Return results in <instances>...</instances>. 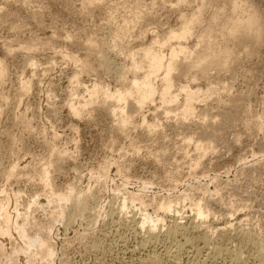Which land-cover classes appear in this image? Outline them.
Instances as JSON below:
<instances>
[{"label": "rangeland", "instance_id": "obj_1", "mask_svg": "<svg viewBox=\"0 0 264 264\" xmlns=\"http://www.w3.org/2000/svg\"><path fill=\"white\" fill-rule=\"evenodd\" d=\"M95 1L91 2L93 7H87L83 0H0V67L5 72V83L0 85V205L10 216V235L0 236V264H264V37L250 55L246 51L253 45L248 40L228 41V46L239 53L229 70L214 69L208 72L210 77L196 80L192 75L174 78L172 94L179 104L162 103L160 71L150 78L156 89L151 100L139 107L135 97L127 96V101L116 104L121 114L110 115L108 104L99 102L103 100L99 92L89 105L93 95L88 91L97 82L102 92L125 93L126 82L143 78L145 69L143 73L141 68L137 73L132 68L130 71L139 53H135L133 62L127 56L139 51L142 44L153 45L158 38L162 47H155V43L153 49L165 56L164 62L169 60L172 46L180 48L178 43L186 47L185 55L178 53L180 62L202 51L197 48L202 46L197 39L200 28L185 40L167 41V46L160 38L165 31H180L183 24L179 17L184 14L190 18V7L199 6L203 0H128L131 6L124 8L125 0L117 4V12L115 6L108 5H115L114 1ZM235 1L240 4L237 15L241 18L243 14L242 19L255 7L263 36L261 0H205L203 24H208L217 9L229 15ZM84 5L87 11L81 9ZM130 7L135 9L133 13L135 7L141 13L142 35L130 40L126 52L107 54L111 63L108 73L101 71L98 60L91 56L90 65L95 70L90 73V69L80 67L81 74L79 63L74 61L86 54L82 52L88 47L84 44L88 43L86 34L90 32L98 40L101 32L97 36L92 33L102 30L104 37L109 36L107 14L113 11L110 14L117 19L115 24L123 25L125 17L133 15ZM218 38L215 36L219 42ZM87 70L89 73H84ZM121 72L125 83L119 80L123 84L118 80ZM24 83L29 88L22 89ZM180 86L191 91L200 89L194 102L196 116L202 117L200 111L209 109L211 116L203 122L210 125L209 130H221L220 139L201 132L198 127L203 118H182L179 105L186 97ZM74 108L79 109V115ZM228 118L235 122L231 119L229 123ZM189 131L201 134L199 139L211 142L213 148L195 157L193 144L184 145ZM131 194L141 196L143 204L129 201ZM124 199L127 202L122 207ZM164 199L171 200L170 211L160 209L159 205L167 202ZM197 204L206 205L211 214L197 218ZM145 214L160 220L156 229L148 231V225H143ZM175 224L183 231L172 239L167 231ZM150 232L158 237L150 238ZM41 241L52 248L46 258L36 244ZM181 243L183 250L174 255L172 251Z\"/></svg>", "mask_w": 264, "mask_h": 264}, {"label": "bare ground", "instance_id": "obj_2", "mask_svg": "<svg viewBox=\"0 0 264 264\" xmlns=\"http://www.w3.org/2000/svg\"><path fill=\"white\" fill-rule=\"evenodd\" d=\"M83 1H86V3H87V7L88 6H90V7H93L92 5H93V3H91V2H93V0H83ZM98 1V0H97ZM97 1H95V3L97 2ZM100 1H103V0H100ZM105 1V0H104ZM103 1V2H104ZM114 1V2H113ZM124 1L125 0H112V2L115 4V5H111V4H108V5H110V6H112V8H113V6H117V4H120V3H122V4H124ZM127 1V3H125V5L126 6H123L124 8H128V6H127V4H129V1L128 0H126ZM135 1V0H134ZM137 1V0H136ZM146 1V0H145ZM154 1V0H153ZM152 1V2H153ZM179 1V0H178ZM183 1V0H182ZM187 1V0H186ZM190 1H192V0H190ZM196 2H197V0H195ZM209 1V0H208ZM259 1V0H258ZM262 2L261 3H263L264 2V0H261ZM161 2V1H160ZM185 2V1H184ZM189 2V1H188ZM199 2H201V1H199ZM214 2V1H213ZM234 2V1H233ZM238 2V1H237ZM82 3V2H81ZM106 3V2H105ZM137 3V2H136ZM139 3V2H138ZM154 3V5H155V2H153ZM182 3V2H181ZM210 3H211V1H210ZM210 3H208L209 5L207 6V9H208V7H210ZM216 3V2H215ZM224 3H226V2H224ZM230 3H232L231 1H230ZM84 4V2L81 4V5H83ZM92 4V5H91ZM99 4V3H98ZM122 4H120V5H122ZM177 4V3H176ZM180 4V3H179ZM178 4V5H179ZM226 4H228V3H226ZM26 5V4H25ZM104 7H103V6ZM101 6L103 7V9L105 8V5L104 4H102ZM120 5H118V7L120 6ZM130 5V4H129ZM133 5V4H132ZM140 5V4H139ZM142 5V4H141ZM153 5V4H152ZM158 5V4H157ZM161 5V4H160ZM172 5V4H171ZM182 6H184L183 4H181ZM186 5H187V3H186ZM185 5V6H186ZM190 5H192V4H190ZM198 5V4H197ZM206 5H207V2H205V0H203L201 3H200V5L199 6H196V5H194L195 7L193 8V7H190V9H192L191 11H192V13H193V15L190 17V18H185L186 16H184V14L183 15H181L179 18L181 19L180 21H181V23L183 24L182 26H181V28H179L180 29V31L178 30L177 32H175V30L174 31H165L164 33H163V31H162V33H163V36H162V38H160L162 41V43H165V45L171 40L172 41V39H175V40H173V41H176V40H185V38L186 37H188L189 35H191V33L192 32H194L193 30L194 29H196V28H200V30H199V35H198V42H199V44H201L200 46L201 47H198L197 46V48H200V50H201V48H202V51H196V52H193L192 54H190L189 52V54H190V56H189V58H185V60L183 59V61H179V59H178V53H181V54H184V51L186 50L184 47L182 48V46H181V44L182 43H178V44H176V45H178L179 46V44H180V48L177 50V49H175V48H178L177 46H175V48H173V46L172 45H169V46H172L171 47V50H169V55H170V57H169V60L168 61H166V62H164L165 60H164V58L162 57V56H164V55H159V54H161V53H158L157 54V51L155 52L154 50L155 49H153V47H154V44L156 43H158L159 41V38L156 40V42L152 45H150V43L149 44H142L141 45V48L139 49V51H137V52H135L134 50V52L132 51V53H131V51H129V53H131L129 56H127V57H132V60H131V58H130V60H131V62H133L134 61V58L135 57H137L136 55H139V57H137V59L134 61V63L132 64L133 65V67H130V71H134V72H136V71H138L139 70V68H141L140 69V71L142 70V68H145L144 70H142L141 72L144 74L143 75V78H142V76H141V79L138 77V78H133V80H131L129 83H127L126 82V84H128V90H126L125 89V93H122L120 90V92L118 91V93H116V92H114V93H110L109 92V90L108 89H106V90H104L103 92L102 91H100L99 89H97V87H99L96 83H95V85L91 88V90L92 91H88V93L90 92V94L91 95H93V96H91V98H92V100L89 102V105L91 104V102H93V97H96V93H97V96H99L98 95V92H99V94L102 96H100L101 97V99H103V100H101V101H99V102H103L102 104H104V105H106V104H108V108H109V110L111 109V112L112 113H109L110 115L111 114H113V115H115L116 113H117V110L115 109V108H118L117 107V102L118 103H120L122 100H128V99H125L127 96H128V98H132L131 96H133V97H135V99H136V101H137V105L140 107V106H142L143 104H145V102H148L149 100H151L152 98H153V96H154V94H155V92H156V89H155V87L153 86V83H151V81H150V78H151V75H152V77H154L155 75H158V74H155V73H160V71H162L163 72V77H162V83H161V85H162V88H161V94L159 95V96H161V101H162V103H165V104H167V105H170V104H174V102L175 103H178L177 101H176V97L177 96H175L174 94H172V88H173V85H172V81H173V79L174 78H176V77H178V76H182L183 75V77L184 76H188V75H192L193 76V78L196 80V79H202L203 77H205L206 75L208 76V72L210 71L211 72V70H214V69H217L218 71H224V70H229L228 68L230 67L229 65L231 64L232 65V62L233 61H235L236 60V58L238 57V54L236 53V51H235V49H234V47L233 46H228V44H227V42L228 41H231V42H236V40L235 39H237V38H240V40L242 39V40H244V39H246V40H248L247 42H250V45H253V46H250V45H248V46H250L249 48H247V51H246V53H249L248 55H250L251 53H254L255 52V49H256V47H258V43H259V41L261 40V37H264V35L262 36V30H261V19L259 18V16H258V14L256 13V11H255V7L254 8H249L250 10H249V12H250V15L247 17V18H243L242 19V17H243V14H242V17L240 18L238 15H237V11H239L238 10V8H239V6L238 5H240V4H238V3H236V1H235V3H233L232 4V7H231V10L229 11L230 13H229V15L228 14H225V12L223 11V10H219V9H217V11L218 12H214L215 13V15L214 16H212V19H211V17H210V21L208 22V24L207 25H205V24H203V22L204 21H202V16H201V14H202V11H204V9H206L205 7H206ZM213 5V4H212ZM215 5V4H214ZM225 5V4H224ZM242 5V4H241ZM29 6V5H28ZM95 6V5H94ZM110 6H108V7H110ZM131 6V5H130ZM143 6V5H142ZM167 6H169V5H167ZM187 6H189V5H187ZM225 6H227V5H225ZM231 6V5H230ZM34 7V6H33ZM82 7V6H81ZM84 8H81L82 10L83 9H85V5L83 6ZM97 7V6H96ZM100 7V6H99ZM101 7V8H102ZM114 7V8H115ZM122 7V6H121ZM134 7V6H133ZM156 7V6H155ZM173 7V6H172ZM219 8H222V7H224V6H218ZM264 7V6H263ZM35 8V7H34ZM100 8V9H101ZM111 7H110V9L109 10H113ZM136 8V12L135 13H133V10H135L134 8H129V9H131V11L130 12H132L133 13V15L131 16V15H129L128 17L126 16L125 17V21L122 23L123 25H117V24H115L116 22L115 21H117V19L116 20H114V14L113 15H111L110 14V12H113V11H110L107 15H109V16H107V21H106V24H107V22H108V25H109V36H107L106 35V37H109L108 39L109 40H107L106 39V37H104L103 36V33L102 32H104V31H100V30H97V31H95V33H92L93 34V36H94V34H96V36H97V34H98V31L99 32H101L102 33V35H101V33H99V36L98 37H101V39L99 38L98 40H95L93 37H91V35L89 34L90 32H88L86 35H88L87 37L88 38H90L91 37V39H86V42H87V40H88V43H84L85 45L86 44H88V47H86L87 49H85V52H84V48L85 47H83L82 48V46H81V44H83V42L80 44V45H78L77 43V46L79 47V48H82L83 49V53H86L85 55L83 54L82 56V58H80V57H78V58H75V61H74V58H71V57H74V55L73 56H71V57H69V59H72V61H74V63H79V65H77L78 67H79V71H80V73L82 74V72H81V68L80 67H82V68H84V69H90V73H91V71L93 70H95V69H93V67L91 68V66H94L93 64L92 65H90V63L91 62H93L92 60H91V62H90V59H92V57H95L94 59H97L98 60V62L97 63H99V65L100 66H98L97 65V63H95L97 66H98V68H100L101 69V71H104V72H107V71H110L111 70V63H110V60H109V56H107V54H109V52H114V54H115V51H117V52H124L125 50H127V47H128V44H130L131 45V43H130V40L131 39H135V37H138L140 34H141V31L142 30H144L143 29V27H142V23H141V16H140V12H139V10L137 9V7H135ZM142 8V7H141ZM144 8V7H143ZM153 8V7H152ZM177 8V7H176ZM179 8V7H178ZM227 8V7H226ZM30 9V8H29ZM31 9H32V7H31ZM96 9V8H95ZM119 8H115L114 10V12H117L116 10H118ZM128 9V10H129ZM212 9H214V8H212ZM240 9V8H239ZM243 9V8H242ZM86 10V9H85ZM89 10H90V8H89ZM91 10H94V8H92ZM102 10V9H101ZM105 11H107L106 10V8L104 9ZM104 10H102V11H104ZM108 10V11H109ZM126 10V9H125ZM125 10H123L124 11V13L126 12ZM127 10V11H128ZM138 10V11H137ZM141 10V9H140ZM144 10V9H143ZM143 10H141V11H143ZM151 10V9H150ZM158 10V9H157ZM179 10V9H178ZM186 10V9H185ZM189 10V9H188ZM225 10H228V9H225ZM87 11V10H86ZM147 12H149L148 10H146ZM145 11V12H146ZM210 11V10H209ZM216 11V10H215ZM242 11V10H241ZM35 12V11H34ZM33 12V13H34ZM84 12V11H83ZM94 12V11H93ZM93 12H92V14H93ZM113 12V13H114ZM129 12V11H128ZM177 12H180V11H177ZM205 12V11H204ZM208 12V11H207ZM227 12V11H226ZM244 12H245V10H244ZM39 13V12H38ZM42 12L40 11V14H41ZM100 13V12H99ZM152 13V12H151ZM182 13V12H181ZM212 13H213V11H212ZM243 13V12H242ZM88 14V13H87ZM91 14V13H90ZM118 14V13H117ZM143 14V13H142ZM150 14V13H149ZM239 14V13H238ZM246 14V13H245ZM93 15H96V14H93ZM92 15V16H93ZM186 15V14H185ZM213 15V14H212ZM84 16H89V15H84ZM124 16V15H123ZM131 16V17H130ZM143 16H144V14H143ZM149 15H147L146 16V18L148 17ZM89 17H91V15L89 16ZM88 17V18H89ZM93 17H95V16H93ZM92 17V18H93ZM246 17V16H245ZM143 19V18H142ZM122 20V19H121ZM209 20V19H208ZM96 21V20H95ZM85 22H87V21H85ZM105 22V21H104ZM95 23V22H94ZM97 23V22H96ZM205 23H207V22H205ZM100 24V23H99ZM106 24H104V25H106ZM103 25V24H102ZM84 26V25H83ZM90 26V25H89ZM96 26V25H95ZM87 28V27H86ZM94 28H96L97 29V27H94ZM149 29V28H148ZM94 30V29H93ZM93 30H91L92 32H93ZM164 30V29H163ZM88 31V30H87ZM105 31H107V30H105ZM160 31V30H159ZM198 32V31H197ZM105 33V32H104ZM143 33V32H142ZM151 33V32H150ZM195 33V32H194ZM106 34H107V32H106ZM153 34V33H152ZM157 34V33H156ZM198 34V33H197ZM216 34V35H215ZM82 35H84L85 36V34H81V37H82ZM105 35V34H104ZM142 35V34H141ZM195 35H196V33H195ZM219 35V36H218ZM69 36V35H68ZM75 36V35H74ZM215 36L216 37H220V41L218 42V41H216V39H215ZM141 37V36H140ZM139 37V38H140ZM144 37V36H143ZM158 37V36H157ZM156 37V38H157ZM161 37V36H160ZM193 37V36H192ZM92 38L94 39V40H92ZM128 38H129V40H128ZM138 38V39H139ZM155 38V39H156ZM188 38H190V37H188ZM187 38V39H188ZM213 38H214V40H213ZM80 39V38H79ZM83 39V38H82ZM141 39V38H140ZM139 39V40H140ZM143 39V38H142ZM154 39V38H153ZM263 39V38H262ZM137 40V39H136ZM240 40H237V41H240ZM246 40H244V41H246ZM74 41V40H73ZM158 41V42H157ZM168 41V42H167ZM47 42V41H46ZM46 42H45V44H46ZM79 42H81V41H79ZM85 42V41H84ZM151 43H153V42H151ZM171 43V42H170ZM169 43V44H170ZM173 43V42H172ZM34 44H35V42H34ZM34 44H32L33 46H35ZM47 44H49V43H47ZM83 44V45H84ZM158 44H160V43H158ZM157 44V46H155V47H162L161 46V44L160 45H158ZM227 44V45H226ZM44 45V44H43ZM143 45H146V46H143ZM148 45H150V46H148ZM165 45H163V47L165 48ZM175 45V44H174ZM229 45H235V43L234 44H229ZM244 45H247V44H244ZM31 46V45H30ZM81 46V47H80ZM167 46V45H166ZM186 46V45H185ZM37 47V46H36ZM48 47V46H47ZM158 47V48H159ZM196 47V46H195ZM244 47V46H243ZM261 47V46H260ZM35 48V47H34ZM169 48V47H168ZM173 48V49H172ZM188 48V47H187ZM245 48V47H244ZM244 48H242V49H244ZM25 49V48H24ZM31 49V47L29 48V50ZM32 49H33V47H32ZM170 49V48H169ZM182 49H184V50H182ZM237 49V48H236ZM261 49V48H260ZM129 50V49H128ZM131 50V49H130ZM157 50V49H156ZM245 50V49H244ZM191 51V50H190ZM194 51V50H193ZM241 51V50H240ZM30 52V51H29ZM126 52V51H125ZM160 52H161V50H160ZM171 52V53H170ZM183 52V53H182ZM187 52V51H186ZM192 52V51H191ZM244 52V51H243ZM258 52V51H257ZM262 52V51H261ZM135 53H139V54H136L135 55ZM165 53V52H164ZM127 54V53H126ZM126 54H125V56H126ZM187 54V53H186ZM93 55H95V56H93ZM185 55V54H184ZM246 55V54H245ZM66 56H68V55H66ZM70 56V55H69ZM77 56V55H76ZM75 56V57H76ZM79 56V55H78ZM92 56V57H91ZM126 57V58H127ZM134 57V58H133ZM165 57V56H164ZM240 57V56H239ZM247 57V56H246ZM67 58V57H66ZM241 58V57H240ZM249 58V57H248ZM68 59V58H67ZM251 59V58H250ZM77 60V61H76ZM239 60V59H238ZM32 61V60H31ZM95 61V60H94ZM112 61V60H111ZM30 62V61H29ZM70 62H71V60H70ZM1 63V62H0ZM2 64V63H1ZM29 64V63H28ZM34 63H33V61H32V63H30V66L32 65V67L34 66L33 65ZM27 65V64H26ZM75 65V64H74ZM73 65V66H74ZM131 65V66H132ZM233 65H235V64H233ZM232 65V66H233ZM237 65V64H236ZM121 66H123V65H121ZM31 67V68H32ZM114 68V67H113ZM131 68H132V70H131ZM231 68V67H230ZM235 68V67H234ZM121 69H123L122 67H121ZM120 69V70H121ZM124 70V69H123ZM128 70V71H129ZM6 71V70H5ZM84 71V70H83ZM89 70H87V71H85L84 73H89L88 72ZM122 71V70H121ZM126 71V70H125ZM132 71V72H133ZM215 71V70H214ZM217 71V72H218ZM232 71V70H231ZM113 72V71H112ZM96 73H97V71H96ZM108 73V72H107ZM122 73V72H121ZM137 73V72H136ZM139 73V72H138ZM223 73V72H222ZM221 73V74H222ZM4 74H5V72H4V69H3V67H0V85L2 86V84H4V83H2L3 82V78H4ZM93 74V73H92ZM100 74V73H99ZM110 74V73H109ZM127 74V73H126ZM154 74V75H153ZM220 74V73H219ZM78 75V74H77ZM106 75V74H105ZM123 75H124V72L122 73V74H120V77L118 78V80L119 79H121V80H123L124 79V77H123ZM137 75V74H136ZM108 76V75H107ZM127 76V75H126ZM6 77V76H5ZM133 77V76H132ZM135 77V76H134ZM137 77V76H136ZM158 77V76H157ZM208 77H210V76H208ZM139 79V80H138ZM157 79V78H156ZM204 79H206V78H204ZM103 80V79H102ZM175 80V79H174ZM120 81V80H119ZM124 81V83H125V80H123ZM153 81V80H152ZM118 82V81H117ZM121 82V81H120ZM200 82V81H199ZM122 83V82H121ZM173 83H174V81H173ZM25 84V83H24ZM28 84V83H27ZM27 84H25V87H21L22 89L24 88V89H27ZM30 84V83H29ZM123 84V83H122ZM175 85V84H174ZM208 85V84H207ZM217 85V84H216ZM0 86V87H1ZM30 86V85H29ZM29 86H28V88H29ZM124 86V85H123ZM179 86V85H178ZM224 86V85H223ZM181 88H180V92L181 91H183V93H185V101H184V103L182 104V105H179V110L181 111V113H179L180 115H182V118H184L183 116H186V117H195L196 116V108H195V106H194V102H195V100L198 98L199 99V95H200V89L199 90H195V91H191V90H188L186 87L184 88V86L182 87V86H180ZM100 88V87H99ZM225 88V87H224ZM123 89V88H122ZM176 89V88H175ZM207 90L211 93L212 92V87L211 86H209L208 88H207ZM211 90V91H210ZM222 90V89H221ZM220 90V91H221ZM24 91V90H23ZM26 91V90H25ZM24 91V92H25ZM208 91H206V93L208 94L209 92ZM26 93V92H25ZM182 93V92H181ZM228 93V92H227ZM240 93V92H239ZM0 94H1V92H0ZM247 95V94H246ZM233 96V95H232ZM205 97V96H204ZM208 97H209V95H208ZM3 98V97H2ZM23 98V97H22ZM202 98V97H201ZM221 98V97H220ZM240 98V97H239ZM4 99V98H3ZM5 99H7L6 97H5ZM97 99V98H96ZM100 99V98H99ZM205 99V98H204ZM95 100V99H94ZM115 100H117L116 102H115ZM134 100V99H133ZM245 100V99H244ZM89 101V100H88ZM123 101V102H124ZM132 101V100H131ZM218 101H219V99H218ZM226 101V100H225ZM233 101V100H232ZM21 102V101H20ZM104 102H106V103H104ZM208 102H210L209 100H208ZM220 102H221V100H220ZM228 102V101H227ZM19 103V102H18ZM86 103V102H85ZM94 103H95V101H94ZM217 103V102H216ZM222 103V102H221ZM233 103V102H232ZM237 103V102H236ZM83 104V103H82ZM88 104V103H87ZM87 104H83V106H88ZM179 104V103H178ZM219 104V103H218ZM217 104V105H218ZM229 104V103H228ZM110 105V106H109ZM115 105H116V107H115ZM222 105V104H221ZM227 105V104H226ZM82 106V105H81ZM80 106V107H81ZM85 106V107H86ZM130 106V105H129ZM230 106V105H229ZM106 107V106H105ZM111 107V108H110ZM137 107V106H136ZM143 107V106H142ZM83 108V107H82ZM81 108V109H82ZM209 108H210V106H209ZM235 108V107H234ZM237 108V107H236ZM75 109V108H74ZM78 109V108H77ZM77 109H75L76 111H74L75 112V115L77 114V115H79V113H80V111H79V113H77L78 112V110ZM106 109H107V107H106ZM167 109V111L168 112H170L171 111V108H166ZM206 109V108H205ZM238 109V108H237ZM244 109V108H243ZM136 110V109H135ZM209 109H207V110H205L204 111V113H202L201 111H200V113L203 115L202 117L201 116H199V117H201V119L202 120H200L202 123H200L201 125H200V127H198V128H200L201 129V132L203 131V132H206V133H209L208 135H209V137L211 136V137H213V138H216V139H214V140H217L218 138L220 139L221 138V136H222V134L219 132V131H221V130H219L218 131V129H217V131L216 130H213L212 128L209 130V127H210V125H208L206 122H203L204 120H209L208 118L211 116V115H209L211 112H210V110L208 111ZM218 110V109H217ZM231 110H233V109H231ZM230 110V111H231ZM226 111V110H225ZM224 111V112H225ZM244 111H246V110H244ZM244 111H243V114H244ZM108 112H110V111H108ZM218 113V112H217ZM246 113V112H245ZM117 114H121V113H117ZM224 114V113H223ZM222 114V115H223ZM226 114V113H225ZM246 114H248V112L246 113ZM245 114V115H246ZM198 115H200V114H198ZM220 115V114H219ZM229 115V114H228ZM234 115H235V112H234ZM241 114H239L238 115V117L240 116ZM218 116V115H217ZM196 117H198V116H196ZM195 117V118H196ZM198 117V118H199ZM221 117V116H220ZM226 118L228 117V116H225ZM224 117V118H225ZM237 117V118H238ZM243 117H245V116H243ZM181 118V119H182ZM217 118H219V117H217ZM216 118V119H217ZM234 118H236V117H234ZM236 118V119H237ZM241 118V117H240ZM179 119V118H178ZM181 119H180V121H181ZM200 119V118H199ZM211 119H213V116H212V118ZM210 119V120H211ZM215 119V118H214ZM213 119V120H214ZM231 119H233V118H231ZM230 118H228L227 119V121L228 120H231ZM213 120H211L210 122H212V123H214V122H219L218 120L216 121H214L213 122ZM241 120V119H240ZM243 120H245V119H243ZM224 121V120H223ZM232 121H234V119L232 120ZM231 121V122H232ZM239 121V120H238ZM255 121V120H254ZM222 122V121H221ZM229 122V121H228ZM235 122V121H234ZM240 122V121H239ZM239 122H237L236 121V123H239ZM186 123V122H185ZM223 123V122H222ZM222 123H220V124H222ZM225 123V122H224ZM230 123V122H229ZM250 123V122H249ZM130 124V123H129ZM211 124V123H210ZM240 124V123H239ZM214 125V124H213ZM215 125H217V124H215ZM219 125V124H218ZM226 125V124H225ZM236 125V124H235ZM147 126V125H146ZM149 126V125H148ZM147 126V127H148ZM181 126V125H180ZM232 126H234L233 124H232ZM237 126V125H236ZM240 126V125H239ZM239 126H238V128H239ZM245 126V125H244ZM248 126V125H247ZM124 127V126H123ZM216 127V126H215ZM126 128V126L124 127V129ZM149 128V127H148ZM189 128V127H188ZM197 128V129H198ZM213 128H214V126H213ZM217 128V127H216ZM215 128V129H216ZM218 128H220V127H218ZM229 128H230V125H229ZM234 128H236V127H234ZM237 128V129H238ZM245 128V127H244ZM120 129H123V128H120ZM228 129V128H227ZM163 130V129H162ZM199 130V129H198ZM197 130V131H198ZM231 130H233V128L231 129ZM244 130V129H243ZM247 130H250V129H247ZM253 130V129H252ZM121 131V130H120ZM151 131H153V130H151ZM159 131V130H158ZM242 131V130H241ZM121 132H124V131H121ZM189 132H191V131H189ZM188 132V133H189ZM200 132V133H201ZM223 132V131H222ZM227 132V131H226ZM228 132H229V130H228ZM235 132V131H234ZM237 133H238V131H236ZM250 132H252V131H250ZM147 133H149V132H147ZM198 133V132H197ZM205 133V134H206ZM225 133V132H224ZM223 133V134H224ZM236 133V134H237ZM235 134V135H236ZM199 135H201V134H199ZM199 135L198 136H196V131L193 133V132H191V133H189L188 135H186L185 136V138H184V145L185 146H188L189 147V145L190 144H193V149H194V155L196 154V156L195 157H201V156H204V154H206V152H207V150H209V149H211V148H213L212 147V145H211V142H207V140L206 141H202V140H200L199 139ZM204 135V134H203ZM226 135V134H225ZM238 135V134H237ZM239 136V135H238ZM207 137V136H206ZM206 137H204V138H206ZM210 137V138H211ZM224 137V136H223ZM226 137V136H225ZM200 138H201V136H200ZM223 140L225 139V138H222ZM236 140H237V138H235ZM239 139V138H238ZM212 140V139H211ZM226 140V139H225ZM228 141V140H227ZM238 141V140H237ZM236 141V142H237ZM219 142V141H218ZM235 142V141H234ZM232 143V142H231ZM234 144V143H233ZM215 145V144H214ZM60 158L61 157H59L58 159L60 160ZM196 161V160H195ZM195 161H194V163H195ZM198 161V160H197ZM199 163V162H198ZM192 165H194V164H192ZM195 166L196 167H198L197 166V162L195 163ZM195 166H194V168H195ZM169 170V169H168ZM169 172V171H168ZM167 174V173H166ZM175 174V173H174ZM165 175V174H164ZM169 175V174H168ZM170 176V175H169ZM168 176V177H169ZM163 177V176H162ZM165 177V176H164ZM168 177H166V178H168ZM170 178V177H169ZM172 180H173V178H171ZM167 181L168 180H166V183H167ZM175 183H176V180L174 181ZM172 184V183H171ZM143 199H141V196H137V195H130V197H129V201H131V202H135V201H140V203H142V202H144V201H142ZM165 200V199H164ZM165 201H167V202H164V203H162L161 205H159L160 206V209L162 208V209H164L165 211H170L172 208H173V205H172V202H171V200H165ZM126 202H127V200L126 199H124V201L122 202L123 204H122V207H125V205H126ZM143 204V203H142ZM194 208H195V214H196V217L197 218H200V219H204V218H206L208 215H209V213L211 214V211L209 210V208L205 205V207H203L202 205H199V204H197V205H195L194 206ZM157 209V208H156ZM9 221H10V216H8V214L6 213V211H3L2 210V206L0 205V236L2 237V236H9L10 235V229H9V227L7 226L8 225V223H9ZM160 222V220L159 219H157V217H155V218H153L152 216H149V214H145L144 215V217H143V225H148V231H150V230H154V229H156L157 228V225H158V223ZM180 229H181V226L179 225V224H175L172 228H170L168 231H167V236L169 235V236H171V238L173 237H175V236H178L179 234L178 233H180V232H182L183 230H181L180 231ZM178 234V235H177ZM181 234V233H180ZM149 236H150V238H156V236L158 237V235L157 234H154V232H150L149 233ZM148 236V237H149ZM168 238V237H167ZM170 238V239H171ZM172 238V239H173ZM177 238V237H176ZM175 238V239H176ZM187 240V239H186ZM145 242V241H144ZM147 242H149V241H147ZM178 242V241H177ZM143 243V242H142ZM141 243V244H142ZM188 243V242H187ZM260 243H261V241H260ZM36 244H37V246L38 247H40V255L42 256V257H44V258H46L48 255H50V254H52V248L49 246V245H47V243L45 242V241H41V242H36ZM180 244V243H179ZM181 245H182V243H181ZM181 245H177L176 246V248H174L175 250L174 251H172L173 252V254L174 255H177L178 253H180L181 252V250H183V245L181 246ZM185 246V245H184ZM208 246V245H207ZM144 247V246H143ZM218 247V246H217ZM211 248V247H210ZM204 249V248H203ZM209 249V248H208ZM215 249V248H214ZM226 249H227V247H226ZM225 249V250H226ZM261 249H262V247H261ZM264 249V248H263ZM262 249V250H263ZM215 250H217V251H219L220 249H215ZM196 251H198V250H196ZM170 252V251H169ZM198 252H200V250L198 251ZM197 252V253H198ZM215 252V251H214ZM221 252V251H220ZM226 252H228V251H226ZM216 253H219V252H216ZM229 253V252H228ZM232 253V252H231ZM238 254H240V252L238 253ZM260 254V253H259ZM185 255V254H184ZM180 256V255H179ZM217 256V255H216ZM226 256V255H225ZM241 255H239V257H240ZM251 256V255H250ZM173 257H175V256H173ZM201 257V256H200ZM257 257V256H256ZM155 258V257H154ZM153 259V258H152ZM205 259V258H204ZM172 260V259H171ZM178 260V259H177ZM207 260V259H206ZM237 260V259H236ZM239 260V259H238ZM241 260V259H240ZM248 260V259H247ZM154 260H152V262H153ZM213 261H214V259H213ZM233 261V260H232ZM243 261V260H242ZM236 263V262H235ZM238 263V262H237ZM153 264H157V262L156 263H153ZM243 264V263H242Z\"/></svg>", "mask_w": 264, "mask_h": 264}]
</instances>
